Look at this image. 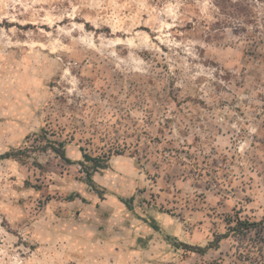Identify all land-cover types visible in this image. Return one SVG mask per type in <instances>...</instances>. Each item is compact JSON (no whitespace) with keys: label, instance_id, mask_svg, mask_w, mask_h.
Listing matches in <instances>:
<instances>
[{"label":"rangeland","instance_id":"obj_1","mask_svg":"<svg viewBox=\"0 0 264 264\" xmlns=\"http://www.w3.org/2000/svg\"><path fill=\"white\" fill-rule=\"evenodd\" d=\"M0 264H264V0H0Z\"/></svg>","mask_w":264,"mask_h":264},{"label":"trees","instance_id":"obj_2","mask_svg":"<svg viewBox=\"0 0 264 264\" xmlns=\"http://www.w3.org/2000/svg\"><path fill=\"white\" fill-rule=\"evenodd\" d=\"M60 144H63V143L61 142ZM19 151H22V150H19ZM19 151L14 152V153L7 152V153L3 154V157H11V156L16 157L17 154L19 153ZM116 152H118V151H116ZM56 153H58L60 155V157H62L64 160H68V157H66V154H65L64 151L63 152H56ZM20 154H21V152H20ZM83 156L85 158V161H82L81 164L86 168V169H84V171L86 173V182L88 184H90L91 186H93V184H94V182H93V174H94V172L97 171L98 169L106 168L107 161L110 158L109 157H105V156H90L84 150H83ZM90 161H92L93 163L90 164L89 163ZM73 197H74L73 195L69 196V198H71V199ZM245 224H247V226H254L256 223L247 222Z\"/></svg>","mask_w":264,"mask_h":264}]
</instances>
